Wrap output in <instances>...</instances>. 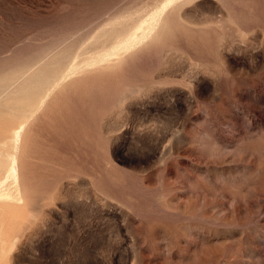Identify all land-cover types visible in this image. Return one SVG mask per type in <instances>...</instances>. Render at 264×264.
Here are the masks:
<instances>
[{"label": "rangeland", "instance_id": "rangeland-1", "mask_svg": "<svg viewBox=\"0 0 264 264\" xmlns=\"http://www.w3.org/2000/svg\"><path fill=\"white\" fill-rule=\"evenodd\" d=\"M0 264H264V0H0Z\"/></svg>", "mask_w": 264, "mask_h": 264}]
</instances>
